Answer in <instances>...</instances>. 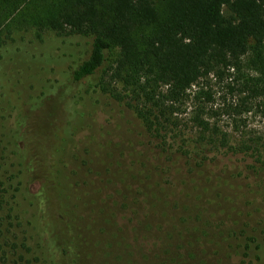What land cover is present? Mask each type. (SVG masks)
Returning <instances> with one entry per match:
<instances>
[{
    "label": "trees",
    "instance_id": "obj_1",
    "mask_svg": "<svg viewBox=\"0 0 264 264\" xmlns=\"http://www.w3.org/2000/svg\"><path fill=\"white\" fill-rule=\"evenodd\" d=\"M50 34L90 40L88 55L63 71L35 47ZM26 53L42 61L46 77L25 97L9 85L13 97L3 99L0 88V264H98L106 234L127 242L131 212L183 248L199 228L172 226L175 214L167 228L158 221L145 172L171 178L176 168L191 175L221 158L225 166L243 160L226 181L227 200L257 202L264 213V139H231L208 110L211 78L238 74L230 88L242 95V106L230 108L236 114L249 98L264 97V0H0V71ZM60 86L72 91L66 133L31 126L23 109L48 112ZM251 216L244 246L234 230L224 243L237 242L232 251L247 257L256 244L261 260L264 216L256 228ZM169 257L162 264L181 261Z\"/></svg>",
    "mask_w": 264,
    "mask_h": 264
},
{
    "label": "rangeland",
    "instance_id": "obj_2",
    "mask_svg": "<svg viewBox=\"0 0 264 264\" xmlns=\"http://www.w3.org/2000/svg\"><path fill=\"white\" fill-rule=\"evenodd\" d=\"M46 39L44 44L35 45V47L42 56L52 61L63 71L73 70L82 58L88 55L91 48L90 40L79 37L58 39L50 34ZM32 56H34L33 53H26L14 61L6 62L0 71V88H3L5 96L3 99L13 97V91H10L9 85L16 91H22V94H18V96L25 97L28 93L27 87L34 83L33 81L44 82L43 78L46 77V72L41 70L43 63L40 59H33ZM237 75L235 73L224 80L210 79L209 83L215 95L214 101L208 105V110L215 112L210 116V122L222 132L228 133L233 140H250L251 138L263 142L264 97L252 100L249 98L245 102V107H241L240 114L230 111L231 106L235 107L242 103V95L236 91L232 92L230 89L235 85ZM60 79L65 81L63 77ZM69 92L64 86L56 89L54 92L56 97L53 96L54 99L48 101L47 109H45L49 113L39 110L40 112L33 114V104L25 107L23 111L29 117V124L33 127L36 126L35 128L41 126L39 128H46L54 133H66L68 113L73 110V106L69 103L71 97ZM187 111L188 113L192 111L191 102L187 105ZM188 113L181 116L184 121L189 119L191 114ZM194 133L189 134L191 136ZM106 138L111 139L109 135ZM32 141V146L37 147L38 139L33 138ZM221 159L191 175H188L186 168L183 167V171L176 168L175 172L171 173V178L165 177L161 172L155 174L145 172L146 177L143 178L144 186L150 192L147 200L160 204L158 221L164 222L167 219L170 221L169 218L175 214L178 221H175L172 226L186 228L194 224L199 228L195 239H189L183 243L184 247L180 248L179 243L182 242L177 236L164 232L160 233L161 236L155 237L154 233L158 231L154 229L156 222L153 219L146 221L141 217L135 219L134 212H131L125 219L130 222L127 225L131 227V234L127 237V242L123 243L119 237L114 240L110 239L112 235L106 234L105 239L108 240L103 243V250L98 246L96 249L95 258H97L98 264H162V258H170L169 255L175 254H180L179 264H264V253L262 254L263 259L255 258V254L260 253L256 250V244H253V250L247 257L244 249L232 251L230 245L235 248L234 243L237 244V242L230 240L231 243H224L223 235L229 230H234L242 239L238 245L244 246L247 233L243 235L242 233L247 230V221L252 217L251 215H255L252 228H256V224L259 223L258 217L264 216V213L259 212L260 206L257 202H245L243 199L238 200L237 205L228 202L227 196L230 192L226 187V181L236 177L241 168H244V163L243 160L231 163L226 161L229 166H225ZM79 163H81L80 158ZM180 166L182 167L180 164L178 168ZM108 174L106 172L105 176ZM105 176H103V180L106 182L109 177ZM239 182L247 185L249 181L242 176ZM105 185L108 187L109 193V188L113 186H109L108 183ZM35 187L37 184L33 185V188ZM119 199V196H115V200L109 201L108 205L111 206ZM222 202L226 205H220ZM165 222L166 228L170 226L167 225V221ZM118 226V223L115 222V227ZM197 237L198 239H196ZM220 241H222L221 244ZM219 245H222L223 249H220ZM169 251H172L173 254H169Z\"/></svg>",
    "mask_w": 264,
    "mask_h": 264
}]
</instances>
